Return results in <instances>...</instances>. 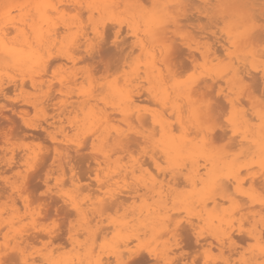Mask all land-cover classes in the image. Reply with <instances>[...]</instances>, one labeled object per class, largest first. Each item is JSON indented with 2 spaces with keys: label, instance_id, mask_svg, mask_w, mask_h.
Returning a JSON list of instances; mask_svg holds the SVG:
<instances>
[{
  "label": "bare ground",
  "instance_id": "1",
  "mask_svg": "<svg viewBox=\"0 0 264 264\" xmlns=\"http://www.w3.org/2000/svg\"><path fill=\"white\" fill-rule=\"evenodd\" d=\"M9 1H10V4L11 3H12V5L15 4L18 9L22 10L24 5H25L23 2H25L27 0L22 1L23 4L21 2H20L21 4H19V2H18L19 0H9ZM216 1L221 2V3L222 2H226V3H230V2L234 3L235 2V3H237L238 0H216ZM251 1H249V2H251ZM190 2H193V1L189 0V3ZM211 2L212 1H210V0H201V2L197 1L196 3H199V4L202 3L203 6H201V7L205 6V8H206V9H203V11L206 10L205 12H207V7H208L207 5L210 6ZM29 3H31L30 8L26 9L24 11V13L22 14V16L19 19H17V21L13 20V18L10 20V21H14V22H10V24H11L12 29L16 33L15 40L12 41L11 43H9V42L5 41L2 37L0 38V57L3 59V62L6 65H8L9 67H11L13 69L19 70L21 72V75H22V78L20 79V86L21 87L22 86L24 87L23 84H26V83H24L25 80L23 78L27 76L29 78L31 84L34 87L39 88V90H40L41 86H43V84H44V82H43L44 80H42V75L44 73L41 75V71H43V70L45 71L46 67H48L52 64H55L56 62H59L61 60H62V62H63V60L67 61L66 62L67 64H68V62L74 63L73 54H78V53L80 54V52H82V54L84 53V56H85L84 58H86V61H83V62H89L91 64V66L93 67V69L94 70L96 69L95 70L96 73L98 71H102L103 76H104V78L102 79L103 81H101L98 84V86H96L97 88H95V86H94L95 89H92V87L91 88L89 87V89L85 90L84 87L85 86L88 87V85H86V84L84 85V83L82 82L84 85V87H83L84 90H82L81 92L79 91L80 93L76 92V93H79L77 95L78 101H75L74 103L71 102L70 105H67V103H69V101H68L69 99H66L64 101H60L58 103H53V105L54 104L58 105L56 107L58 112L57 113L55 112V113L59 117L61 115L66 114V112L68 111V108H67L68 106L71 109H74V108L77 110L79 109L82 112L83 117L80 120L81 123L79 126V129L82 130V133L79 130H77V131H79V133H81L80 136H82V134H83L84 135L83 138L84 137L85 138L83 140H81L80 142H77V141L71 142V144H73L71 147L70 146L69 147L68 146H65V147L54 146L52 148V150H49L50 153L44 152V150H43L42 151L43 153H35L33 156L34 158L37 157L38 158L37 160H40V162L38 161V163H36L38 165L39 164L45 165L46 162H48L51 159L52 164H55L58 168H60L62 170L65 167L63 165V163H64L65 159L67 158V154L69 153L68 151H70L72 153H76V154L80 153V155L82 154V152L88 151L89 155L86 156V154L84 153L85 155L83 154L82 157L84 158V156H85V158L88 157V159H91L89 162H92L93 165H91V163H90L87 168H88V171L90 170L91 172H92V169L95 170V177H94L95 182H93V184L94 183L96 184V188H97V191L99 193H97L94 200H92V198L90 196H84L83 195L82 197H79V195H81L80 190H82V189L80 186L76 185V183L74 182V179H72L73 178L72 177L71 182H72V184H75V189L73 192L63 191L62 189H59V191L57 192L58 193L57 195H52V194H50L51 193L50 192V193L46 194L45 196H42L43 198L41 197L42 198L41 200L46 201L44 203V204H46L45 212L47 214L55 212L57 214H61V215H65V216L69 215L71 212H75L76 215H78V217L75 215V217L78 218V222H77L78 224H77V226L75 224V227L76 228L78 226L81 227L80 228L81 231H84L85 229L90 231L92 229V227L91 226L85 227V225H88V222L89 221L91 222V220H93L94 217L91 216L90 220L88 221L89 215H93V216L100 218L101 217L100 215L103 214V211L106 212V208L107 209H109L108 207H110V208L120 207L121 208L123 206V202L124 201L126 202V200H128V197L131 199V198H134L136 196V194H138L137 197H135L137 199L139 194L143 190V191H145V193L148 192L151 199L154 197H156V199H152V201L148 202L149 200H147V198H146L148 196L145 195L144 198L142 197L141 203H139V201H138V205H135V202H134V205H131L130 207H128V205H127L128 208H126V209H125V207L124 208L122 207L124 210V213H123V211L121 212L120 208L119 209L116 208L118 210V212L122 213V214L120 213V215H118L120 217L119 218L120 220L118 218H116V219L114 218L115 220H111V221L109 220L110 221L109 225L111 224L110 227L112 226L114 231H115L112 238L117 237V239L115 241L116 245L113 243L115 248H113L112 250H110V248H108L110 250V252H112V253H110V255H111V257H113L114 264H150L151 262H154V263L157 262V260H155V259H160V258L164 257L165 254H167L168 247L166 248V246L168 244V242H167L169 240L168 238H166V241L162 242V247L159 250L157 247L150 248L147 245V242H146V244H143V243H145V242H143V243L135 246L134 249H129L128 248L129 246L127 243V236L122 234V232H124L127 228L131 229L130 227H132V229H134V228H136V229L139 228V230L144 229V233H147L148 231H150L151 234H158L161 236H165V235L167 236L168 234H170L171 236L177 237V240L173 243V245L181 244V246H182V247L180 246L181 248H184L183 246H185V248H188L187 249L188 251L185 255L188 256L187 259L189 258L188 260L190 261L191 264H195V263L199 264V262H201L203 258H205V261L203 262L204 264H218V262H220V261L217 260L218 262H216V259H215V261L210 260L209 259L210 256L207 255L208 250H207V252L205 250L206 245L211 246L213 243H215L220 248L231 249L232 247H234L236 245L246 244L250 240H254L256 248H254L255 247L254 246L251 249H255L257 252L250 259L256 258L257 255L264 257V242L261 241V239L264 237V232H263L264 229L263 230H261V229L257 230L256 227L250 228V229H244L242 227L234 228L235 226L233 227L232 223H231L232 219H233V215L236 212V211L234 212V209L236 207L232 206L233 202L236 201L235 199L237 198V197L235 198V196H234L235 193H239L241 196L247 197L249 200L260 201V199L257 198V196L253 195L252 193L243 191L241 189V187H243L242 181L243 180L247 181L246 178L247 179L249 178V176H248V177L244 178L243 180L241 179L242 176L245 177V175H247V174H244V171L248 170L249 168H251V170H252V167H253L254 168L253 174L257 173L258 177L252 175V177L250 178L251 179L250 182L252 185H250V184L249 185L250 186H255V185L257 186L259 184L258 186L259 187L263 186V188H261V187H260L261 189H259L257 187L256 188L259 191L264 189V114H256L260 120L259 125H261V127L257 126L256 129L253 128L254 129L253 130L250 128L251 125L249 124V119L246 116L247 112L245 113V110H243L239 106L241 104L240 102L243 101V98H241L242 100L240 101L238 95H230L232 92L230 94H224L223 93L224 91H222L224 88L222 89L219 86L217 91H216L217 92L216 94L219 96V98H215L213 96L215 98L214 102H212V98L209 99L208 104L211 106V108L216 107V105H215L216 102H219L220 99L222 100V98L228 104V106L230 108V110H229L230 116L227 118L228 123H226V124H229V127H230L229 132L231 133L230 134L231 137L229 138L228 142L227 141L226 142H227V146H229V147H237V149H238L237 153L224 152L223 150L217 148L213 144V141H208V142L205 141L207 139V137H206V139L204 138L205 140H199V142H194V141L190 140V139L195 140L194 138H199L200 134H202L201 131H198V132H200V134L198 132H196L198 130L197 128H195L196 133L193 132V134H192L193 136L191 135L194 138L190 137L191 133H188L189 135L187 134L190 137V139L187 138V136L183 133L184 131H182V130H181L183 133L182 136H177L178 135L177 133L179 130V129H177V123H175L174 119H172V117H170V116L175 114L176 120H177L176 122H178L179 126H183L182 123L185 121H183V122L181 121L182 117L180 118V114L185 112L184 110L182 111V108H184V107H185L184 109L188 113L193 115V117H196V113H195L196 112L195 110H197V109H195L197 107L195 104L196 101H194V99H192L194 97V95L197 96V94H195V93L193 94V92L196 90V87H192L190 85L179 83V82H173L172 84H169L170 81L167 84L168 80H171V79H164V77H162L165 75L164 74L162 75L160 73V71L158 70V68H157L158 66L156 65L157 59H155V58H156L158 53L161 56H166V55L168 56V54H171V52H168L169 49L167 46L164 47L163 49H160L158 47L153 46V44L155 42H159V41L165 42L166 36L163 34L165 33V31L167 30L169 25L164 24L165 20L159 21L156 17L157 15H159V13L157 14L156 12H154V10L152 11V9L147 10L145 5H147V3H150L152 5V7L154 9L159 10V12L165 11L166 17L170 18L169 22L172 23L174 21V18L172 17V14L174 11L173 10L171 11L170 9H171V7H174L176 5L178 7V5H180L181 3L180 2L174 3L173 0H167V1H165V0L164 1L163 0H30ZM196 3L193 2V4H196ZM217 3H215V4L218 5ZM246 3L249 4L248 0ZM191 4L192 3H190V5ZM187 5H188V3H187ZM213 6H211V9ZM10 7L11 6H9V8ZM13 7H14V5H13ZM66 7H67V9L73 8V9L77 10L76 15L79 17L77 22L71 21L69 18H67L65 16L66 14H68L65 11ZM179 7H181V6H179ZM186 9H188V8L185 7V10ZM255 9H257V8H255ZM69 11H71V10H69ZM176 13L178 14L179 12L176 11ZM176 13H175V15H176ZM185 13L186 12H184V14ZM84 15H86V20H85V23L82 22L84 25H81V17H84ZM160 15H161V12H160ZM161 17H162V15H161ZM188 18L189 17L186 18L187 19L186 21H188ZM191 18L194 19L195 15H194V18L193 17H191ZM83 19L84 18H82V21H83ZM192 19L189 21H192ZM200 19L201 18H199L198 20H200ZM178 20L180 21V18ZM184 21H185V18H184ZM193 21H195V20H193ZM263 21L264 20L262 19V22ZM166 22H168V21H166ZM256 22H259V21L256 19ZM74 23H77L76 27L79 30L76 31L75 33H69L72 30ZM217 23H219V22H217ZM122 24H124L126 26L127 31L131 35L128 37L129 38L131 37L134 39L132 43L128 44L127 38L121 37V35L119 34L120 33L119 28H122ZM115 25L118 26V30L114 32L113 40H109V38H111L110 35H109V37H107L109 30L114 28ZM232 26H234V25H232ZM186 27H188V26L186 25ZM210 27H212V26H210ZM6 28H8V27H6ZM174 28H176V27H174ZM231 28H233V27H231ZM1 29H3V28H1ZM8 29H11V28H8ZM263 29H264V27H263ZM232 30H234V29H232ZM190 31H191V28H190ZM192 31H194V30H192ZM258 31H260V29ZM11 32L12 31H10V33ZM195 32L196 31H194V33ZM201 32H202V30H201ZM256 32L253 30V32L250 33L251 35L249 37L253 38V40L260 41L264 36L262 37V35H260V37H259V35L257 34L258 32L257 33ZM3 33L8 34V35L10 34L8 32L7 33L4 32V29H3ZM110 33H111V31H110ZM170 33L171 32H169V34ZM227 35H228V37H226L225 40H226V44H228V45L226 46L224 43H220L219 48H220L221 52L223 51L222 55H223V53H226V55L229 59L228 64H226L225 66L223 64H221L220 65L221 67L224 66L221 69H220V67L219 68L216 67L218 70L216 69L215 71H213V73H212L213 76L212 77L210 76L212 79L211 85L217 84L216 82L220 81V79L221 80L225 79L226 83L229 85L230 90H232L235 87V85L239 86L240 83L243 84L247 80L252 82L251 80L254 77L253 73H255L257 69H259L257 71V73L260 71L261 78L264 80V62H262V63L260 62L259 64L257 63V65H256L257 60L256 61L254 60V61L246 64L247 56L243 50H241L242 53L235 56V54H236L235 52L237 51V49L240 48V44L242 45V43H244L245 41H238L236 39L238 37L234 34L232 35V37L230 36V33H228ZM243 35H244V33H243ZM243 35H241L240 37H242ZM1 36H3V35H1ZM171 37L173 38L172 41L177 40V39L175 40L172 35H171ZM258 37L261 39L260 40L256 39ZM182 38H183V36H182ZM182 38L181 39L178 38V39L183 40L184 38L183 39ZM7 40H8V38H7ZM212 41H214V40H212ZM186 42L188 43V40ZM261 42H262V40H261ZM263 42H264V40H263ZM189 45H190V43H189ZM189 45H186V46H188V48H186V51H185L186 53H187V50L188 51L191 50V49H189ZM190 46H192V45H190ZM214 46L209 44V46L207 45L205 47V49L202 48L203 50L201 51V54L204 57H207L204 59V61L207 60L208 57H210V58L212 57V58H216V59L218 58L217 56L219 54L217 52L219 51V49L217 47H214ZM134 47H138L140 53H139V55L137 54L138 55L137 58L133 55L135 58L130 60V58H132L131 57L133 54L132 52L136 51ZM178 47H179L178 45L175 46V48H178ZM229 47H233L234 50L231 51L229 49ZM175 48L174 49L172 48L173 51L175 50ZM180 50L182 52L183 50H185V48H181ZM76 51H78V53H76ZM224 51H226V52H224ZM175 52L176 51H174L172 53H175ZM181 52H180V56H182ZM186 53H183V54H186ZM194 53H193V51L192 52L189 51L187 53L189 55V59H191L190 56H192V55L194 57ZM196 53H198V52H196ZM196 53H195V56H196ZM232 53H234V56L236 59V60H234L233 59L234 57H233L232 59L234 61H232V59H231V57H232L231 55H233ZM263 53H264V50H263ZM159 54H158V56H160ZM175 54H177V52ZM250 54H251V57L253 59H256L255 56H258V54L254 50H252L250 52ZM259 55L261 56L260 53H259ZM175 56L173 58L171 56V58L175 60ZM262 56H264V54ZM219 57H220V55H219ZM223 57H225V56H223ZM167 58L171 59L169 56ZM183 58L185 59V61L189 60V59L186 60V58H188V57H186V58L183 57ZM194 58H196V57H194ZM210 58H209V60H210ZM216 59L214 61H216ZM179 60H182V59H179ZM219 60H222V58L221 59L219 58ZM195 61L197 62V59ZM75 62H77V61H75ZM158 62H159V60H158ZM176 62H175V64H177ZM181 62L182 61H180V63ZM63 63H65V62H63ZM187 63L185 62L186 65H189ZM189 63H191V62H189ZM208 63L209 62L207 61V63H204V64L206 65ZM56 64H58V63H56ZM86 65H87V63H86ZM195 65H196V63H195ZM177 66H178V64L176 65V68L179 69V67H177ZM181 66H183V64ZM87 67H89V66L87 65ZM92 67L91 68L89 67V69L92 70ZM182 69H180V70L183 71L185 68L183 70ZM251 69L254 70L255 72L252 73L250 71ZM87 71H90V70H87ZM203 71H204V69H203ZM205 71L208 74L211 70L209 72L207 70H205ZM91 72H92V74L94 73L93 70ZM55 74H53L54 77L56 76ZM75 74H77V73H75ZM179 74H181V73L179 72ZM80 75H81V73H80ZM43 76H45V75H43ZM67 76H69V75H67ZM67 76H65L66 79H64L65 78L64 77V78H61V80L63 79L62 81L60 79L59 80L61 81L62 84L69 82L70 85L72 86V84L68 80ZM180 76H182V74ZM226 77H227V79H226ZM81 78H82V76H81ZM85 78H87V77H85ZM257 78H259V77H257ZM257 78H255L254 80L256 81ZM56 79H57V77H56ZM203 79H206V78H203ZM214 79H218V80H215V82H214ZM83 80L84 79H82V81ZM76 81H77V78H76ZM201 81L202 80H200V81L196 80V83L200 82V84H201ZM206 81H209V80L207 79ZM13 82H18V81H13ZM254 82H253V84H256ZM18 84H19V82H18ZM18 84L16 83L17 86H18ZM257 84H259V82ZM211 85H207L206 83H204L203 87L204 88H205V86L211 87ZM50 86H51L50 84H48L46 86L47 90L44 91L45 93L42 95V97H45L44 98L45 100H48L47 94L48 93L50 94V92H52V91L49 92ZM78 86H77V89L79 88ZM197 86L199 88H202L201 85H200L201 87L199 85H197ZM53 87H57V86H53ZM53 87H52V89H53ZM263 87H264V83H263ZM193 88H195V90H193ZM5 89H8V88L5 87ZM1 90H3V89H1ZM240 90H241V87L238 91H240ZM141 91H144V93H145L144 96L141 95ZM235 91L236 90H234V92ZM6 93L9 94L8 92H6ZM236 93H238V92H236ZM54 97H57V96H54ZM54 97L52 99H55ZM263 98H264V95H263ZM24 101H27V103L29 105H31L33 108H37L40 105V103L43 102V101L42 102L39 101V97H36L34 99H32V98L24 99L22 102H24ZM143 101H151V102H153L152 104H154V105H156L155 103H157L159 105V107L161 108V110L158 107V105H156L157 108L153 107L155 110L157 109V111H155L154 109H153L154 111L148 110L147 108L142 109L140 107L141 106L140 103L142 104ZM15 103L16 102L11 104V105H13L12 110H11V114H10V112L7 113L6 112L7 110L4 111L3 109L0 108V116H1L0 120L2 119L0 121V123L4 120L5 121L9 120V121H12V123L13 122L17 123V121H16L17 119L15 118L16 114L19 113L20 116H23V115L27 114V111L29 112L31 110V109H29V110L28 109L27 110H21V109L18 110L17 107H20V105H17V104L15 105ZM25 103L26 102H24V104ZM221 103H223V102H221ZM24 104H21V107ZM149 104L150 103H148V105ZM43 106L45 108L44 104H43ZM223 106L226 107V104L225 105L223 104ZM24 107L26 108V106H24ZM29 107L30 106H27V108H29ZM10 108H11V106H10ZM222 108H224V107H222ZM47 111H49V108ZM70 112L68 111L69 114H70ZM180 112H182V113H180ZM198 112H200V111H198ZM216 113H217V111H216ZM53 116H55V115H53ZM147 118L150 119V122L153 125V127L150 126L149 128L151 129V128H155V126H158L160 128L161 134L159 137L157 136L158 138L155 139V138H153V134H155V133H153V134L149 133V134L144 135L143 133L146 131L142 130L140 137L143 138L142 140H144V142L146 144L143 147L144 150L143 149L142 150L146 154L149 153L146 155V158H147V156L149 157L148 161L150 160L152 162L151 164H153L154 165L153 167L156 169L157 172H159V176H161L160 173L162 174L163 170H169V174L171 177L167 181L164 178L165 176L162 177V180H159V179L157 180L154 177H150V178H148V177H144V178L136 177L134 173L138 170L139 172H136V175H137V173L138 174L140 173V170L143 171L142 166L145 163L143 164L142 162H144L145 160L141 161L140 157H139L140 158L139 160L138 159H131L128 163H122L120 161L121 157H120V159L118 158L119 160L117 158L114 160H111L110 158L114 154L111 155L110 154L111 152L109 153V151L106 148V146L110 145L108 143L111 139L113 141V144H111L112 146H109V147L115 146L116 149L118 148L120 150H124V148L127 149L126 145L127 144L129 145V143H131V142H129L130 136H131L132 142H134L133 140H135L136 142H139L138 141V140H140V139H138L139 136H135L137 138L134 139V136L128 132V129L130 128L131 124H133V123L136 124L135 123L136 121L139 123H144L143 121H145V119H146V121L148 122L149 119L147 120ZM169 118H170V120L172 119L174 121L173 125H172L171 121L169 120ZM185 118H187V117H185ZM183 119H184V117H183ZM39 120L41 122V119H39ZM192 120H195V119H192ZM9 121H7V122L10 123V125H11L12 123ZM25 121H26V119H25ZM25 121L23 120V122H25ZM75 121H77L76 118H75ZM146 121H145V123L147 125H149V122L147 123ZM192 122L193 121H190V125L192 124ZM26 123H25V125H26ZM49 123L51 124V122H49ZM139 123L136 124V126L139 125ZM3 124H6V123H3ZM76 124H77V122H76ZM40 125H42V124H40ZM144 126L145 125H143L142 127H144ZM185 126H186V123H185ZM48 127H50V126H47L46 128H48ZM134 127H135V125H134ZM173 127L174 128L176 127L175 129H177V131L174 130ZM194 127H195V125H194ZM253 127H255V126H253ZM46 128L44 129L45 131H46ZM136 128L140 129L139 126ZM185 128L186 127H184V129ZM15 129H16V127H15ZM19 129H21V128H19ZM38 129H41V127ZM23 130H25V129H22V131ZM131 130H133V129H131ZM19 131L21 132V130H19ZM26 131H27V129L25 130V132ZM134 131H136V130H134ZM173 131H175V132H173ZM223 131H224V129L220 132H223ZM49 132L50 131H48L47 133H49ZM187 132H189V130H187ZM220 132L218 133L217 137L218 138L225 137L226 131L224 133H221V134H220ZM15 133H17V132H15ZM23 133H24V131H23ZM28 133L29 132H26L27 135H28ZM40 133H42V132H40ZM179 133H181V132H179ZM214 133H215V131H214ZM31 134H32V140L34 137L33 135H35V138H36V135H37L36 133H31ZM135 134H138V132H136ZM175 134H177V135H175ZM196 135L198 137H195ZM205 135L207 136V134H205ZM54 136H56V135H54ZM132 136H133V140H132ZM154 137H155V135H154ZM213 137H214V135H212V139H213ZM20 138H21V136H20ZM41 139H40V141L43 142L44 139H42L43 141ZM61 139H63V138H61ZM65 139H66V137H65ZM207 140H209V137ZM218 140L216 139V141H218ZM45 141H47L46 138H45ZM62 141H64V139ZM214 143H215V141H214ZM46 144H44V145H46ZM52 144L55 145V142H53ZM137 144L138 143H135V144L132 143V146L135 145L134 148L130 147V145L128 147L132 148V150H134L137 147ZM139 145H141V142ZM47 146L50 147V145H48V144L46 145V147ZM47 149H49V148H47ZM116 149L114 148L113 150H115V152H116L117 151ZM136 149H138V147ZM28 150H29L30 158H31L32 152H30V149H28ZM125 151H121V152H125ZM26 152H27V150H26ZM121 152H119L120 156L123 154ZM129 152H131V151H129ZM137 152H140V151H137ZM158 153H159L160 157H162L164 159V161H162V163L165 162V165L162 164L163 167H161L160 163L157 160V157H158V159H160L159 161H161L163 159L159 158V156H157V157L155 156V155H158ZM26 154H28V153H26ZM71 155H73V154H71ZM124 155H125V153H124ZM13 156H14V153H13ZM13 156L11 157V159L9 161L7 160V163L5 165L9 166L10 164H12L13 158L16 157V156L15 157H13ZM115 156H112V157L115 158ZM23 157L26 158V156H24V155H23ZM28 157H29V154H28ZM77 157H76V159H77ZM123 157L124 156H122V158ZM126 157H125V159H126ZM136 157L137 156H135V158ZM240 157H244V160L240 161ZM128 158L130 159V157H128ZM125 159L123 158L122 160H124V162H125ZM35 160H36V158H35ZM82 161H81V163L84 162V161L83 162ZM31 162H34V161H31ZM166 163H167V165H166ZM79 166H80V164H79ZM164 166H166V167H164ZM13 167L14 166L12 165L11 168L13 169ZM75 167L77 168V166H75ZM91 167H93V168H91ZM255 167H256V170H255ZM41 169H43V166ZM41 169L39 168L38 170H35V172L30 173V174L26 173L27 175L23 176V178L26 180L28 185H29V183L31 184L33 182L34 188H37V186H39V188H40V183H39L40 181L39 182L36 181V183H35V179H37L39 176H41V173H40ZM79 169H81V168L78 167V171L77 172L75 171L77 174L79 173V171L82 170V169L81 170H79ZM182 169L187 170L186 175H183ZM242 169H244V170H242ZM7 170H6V172H7ZM64 170H66V169H64ZM241 170L243 171V173L241 172ZM3 172H5V170ZM9 172H10V169H9ZM62 172L63 171H61V173ZM64 172H65V174L67 173L66 171H64ZM249 172H250V170H249ZM184 173H185V170H184ZM169 174L168 175L166 174V175L169 176ZM180 174L183 177L182 179L185 182H187L190 186V190L185 191L184 193H181L182 191L178 192L175 190L176 181H177V179H179V178H176V176L180 175ZM240 174L242 175L241 178H240ZM154 175L159 178L158 174H154ZM83 176H84V173L82 175V178H80V179H83ZM253 176H254V178H253ZM79 177H80V175H79ZM130 178H131V180H129ZM163 178L165 179V182L163 181L164 180ZM120 180H123V181L127 180V181L125 184L124 183L121 184V183H119ZM123 181H121V182H123ZM26 182H25V184H26ZM66 182H67V180H66ZM254 182H257V183H254ZM5 183H6V181H5ZM54 183L56 184V186L57 185L60 186L63 182H62L61 178H59ZM93 184H91V185H93ZM184 184L186 185V183H184ZM233 184H235V186H233ZM13 185H15V184H13ZM13 185H12V183H10V189H14V191H15V188L17 189V187H15ZM178 185H180V181H179ZM178 185H176V186H178ZM33 186L29 185L28 187H33ZM230 187H233L234 193L229 192ZM2 188H3V186H2ZM253 188H254V190L256 189L255 187H253ZM30 189L33 191L32 188H28V189L26 188V190H29V194H30ZM251 189L246 188V190L252 191L253 189L252 190ZM140 190H141V192H139ZM1 191H2V189L0 190V194H1ZM5 191L7 192V190H5ZM259 191L257 192L258 194H260ZM92 192H94V190ZM137 192H139V193H137ZM19 193H21V192H19ZM90 194L92 195V193H90ZM1 195H3V193ZM141 195L142 194H140V197H141ZM30 196H32V194ZM30 196L28 195V197H30ZM237 196H239V195H237ZM31 198H33V197H30V199ZM243 199H245V198H242L241 200H243ZM36 200H35V202H36ZM16 202H17V200H16ZM225 202H227V204H228V202H230L231 207H228V208L223 207V204ZM238 202L239 201L237 200L236 203H238ZM129 203H131V202H129ZM38 204H40V203H38ZM168 204H171V206H168ZM259 204L263 205V207H264V202H259ZM255 205L258 206L257 204H255ZM255 205L253 204V206H255ZM26 206H28V204ZM34 207H36V205ZM249 207H250V205H249ZM20 208H21V206H20ZM180 209H182L180 211V213L182 211L185 212L184 213L185 217L182 216V217H184V220L183 219L182 220H180V219L174 220L175 213L177 215H179ZM262 209H264V208H262ZM239 210H241V209H239ZM46 213H44V215ZM128 213H130L129 214L130 218H127ZM50 215H53V214H50ZM249 216L248 217L246 216V217L249 218ZM12 218H14V217H12ZM77 218L75 221H77ZM54 219H55V217H54ZM65 219L66 218L64 217V218H61V220H60V218H58L57 220L60 224ZM117 219L119 221H117ZM40 220H41V218H40ZM44 220H46V219H44ZM6 221L7 222H4V223H7L9 225L8 222L10 220H6ZM171 222H172L173 226L171 229H168V228H170L169 223H171ZM243 222H245V220ZM4 223H2V224L4 225ZM12 224H13V222H12ZM3 225H2V227H0L1 230H3L2 228H4V226H5V225L4 226ZM134 225H136L137 227H134ZM244 225H245V223H244ZM7 226H5V228ZM13 226H14V224H13ZM35 226H36V224H35ZM61 226L59 227L60 233L55 234V236L53 235V233H51L52 231L47 232L49 237H51V236L58 237L59 239L61 238V240H62V238L67 237L69 242H77L78 241V240L76 241L77 238L75 239V236L73 235L74 230L72 231L73 233H71L69 228H68V230L63 231V230H61V228H62ZM75 227H74V229H75ZM88 227L91 229L89 230ZM96 227H99V225ZM96 227H95V229H96ZM11 228H9L8 230L5 229V231H9V230L11 231L12 230ZM23 228H21L22 231H23ZM29 228L30 227H28V229H26V230L28 231V233L30 235L27 234V232L25 231L26 232L25 234H27V236L29 235L28 237L25 236L24 234H22V236L26 237L25 239L30 238V240L31 239L34 240V238H38V236L40 237L42 234L47 235L43 232L41 233L39 230H37V228H35L36 231H34L32 233L33 229L30 230ZM123 228H125L124 231H123ZM55 229H57V228H55ZM82 229H84V230H82ZM98 229H100V228H98ZM29 230H30V232H29ZM37 231H39V232H37ZM77 231H80V230H77ZM96 231L94 233H96ZM1 233H3V232H1ZM124 233L126 234L127 232L125 231ZM140 233L144 234L142 232H140ZM17 234H15V235L17 236ZM50 234H52V235H50ZM74 234H76V232ZM83 234H85V236H84V238H85L87 235L86 232ZM89 234H90V232H89ZM127 234H130V233H127ZM6 235L7 234H5V236H4V234H2L4 240H6V238H7ZM94 235H97V234H94ZM104 235H102V237L103 236L107 237L106 233ZM158 235H156V237ZM11 236L13 238L14 234L13 235L11 234L10 237ZM22 236L20 237V235H19V237L21 239V240H19L20 244H21V241H24ZM93 236L91 237L89 235V236H87V238L91 237L90 239L96 240V237L94 238ZM97 236L99 237V235H97ZM129 236L130 235H128V237ZM131 236H132V234H131ZM53 237H51V240L54 239ZM136 237H140V236L138 235ZM152 237H153V235H152ZM41 238H46V236H44V237L41 236ZM87 238H86V240H87ZM107 238H109V237H107ZM132 238H133V236H132ZM55 239H57V238H55ZM101 239L105 241V238H101ZM134 239H136V238H134ZM138 239H140V238H138ZM14 240H16V238ZM110 240H111V238H110ZM9 241H11V240H9ZM17 241H18V238H17ZM82 241L83 240H81V241L79 240V242H82ZM19 242H16V244ZM65 242L63 243V246H64ZM85 242H87V241H85ZM107 242H109V240L106 241V243L104 242V245L108 244ZM110 242H112V240ZM110 242H109V245L111 244ZM116 242L122 244L123 249H120V246H119L120 244H117ZM129 242H130V240H129ZM35 243H37V242H35ZM90 243H88V244H90ZM94 243H95V241H94ZM76 244H80V243H76ZM86 245H87V243H86ZM2 246H0V247H2ZM18 246H19V244H18ZM82 246H84V245H82ZM213 246H214V244H213ZM6 247H8V246H6ZM19 247L17 248L18 250H19ZM89 247H91V245ZM12 248H11V250H12ZM77 248H78L77 250H81L80 249L81 246L79 248L77 245ZM91 248L87 247V249H86V247H84V251L85 250L86 251L82 255L83 257L81 256V254L83 252V250H82V251L78 252V253H80V255L76 254L74 256L72 254V256L68 255L69 257L68 256L59 257V255L63 254V253H60V254H58L57 258H56V256H54L55 258L52 256L53 259L49 256V254L47 252L46 254L45 253L41 254V259L48 262L47 264H102V260H101V258H99L100 256L99 257L97 256L94 258L91 257ZM94 248L95 247H93V249ZM14 249H16V248H14ZM108 249H107V251H108ZM7 250H8V248H7ZM9 250H8V252L10 253ZM101 250H102V248H101ZM172 250H174V249L172 248ZM103 251L104 250H102V252ZM3 252H5V251H3ZM92 252H93L92 255H94V250ZM104 252H106V248H105ZM7 253H6V255H7ZM12 253H14V252H12ZM12 253H10V255ZM50 253H51V251H50ZM17 254H19V253H17ZM65 254H67V252ZM6 255H3V256L5 257ZM22 255H21V257H22ZM95 255H97V254H95ZM6 258L9 259L8 257H6ZM106 258H107V256H106ZM182 258H184V257L182 256ZM22 259H24V257ZM74 259H75V261H74ZM108 259H110V258H108ZM1 260H0V264L2 263ZM28 260H29V256H28ZM28 260L25 258V261H28ZM106 261H108V260L105 259V261H103V264H105ZM6 262L9 263L7 260H6ZM112 262H110V263H112ZM42 263H44V262H42ZM170 263H172V262H170ZM221 264H230V263L228 262V260L223 259L221 261ZM241 264H249V261H247L246 259H242ZM255 264H259V263H255ZM260 264H264V261Z\"/></svg>",
  "mask_w": 264,
  "mask_h": 264
},
{
  "label": "rangeland",
  "instance_id": "2",
  "mask_svg": "<svg viewBox=\"0 0 264 264\" xmlns=\"http://www.w3.org/2000/svg\"><path fill=\"white\" fill-rule=\"evenodd\" d=\"M22 1H24V0H19L18 2H19V4H21L22 3ZM164 1V0H163ZM165 1H167V0H165ZM186 1V2H185ZM188 1V2H187ZM191 1V0H190ZM193 2H201V0H192ZM210 1H212L211 2V5L209 6V5H207L206 7H207V12H205L206 10H204L203 11V9H206L205 8V6L204 7H201V6H203V4L201 3V4H199V3H196V4H193V2H190V3H192L191 5H190V3H189V0H173V2L174 3H178V2H180L181 4L180 5H178V7H177V5L176 6H174V7H171V11L173 10L174 12H173V14H172V17L174 18V23L172 22H169L170 21V18H168V17H166V15H165V11H160L161 12V15H162V17H161V15H160V12H159V10H157V9H154L153 7H152V5L150 4V3H147V5H145V7L147 8V10H151L152 9V11L154 10V12H156L157 14L159 13V15H157L156 17H157V19L160 21H164V24H168L169 25V29L167 28V30L165 31V33L163 34V35H165L166 37V39H165V42H155L154 44H153V46H155V47H158V48H160V49H163L164 47H168V49L170 50H168V52H171V54H168V56L171 58V56H172V58L175 56V60L174 59H168L166 56H161L158 52V54L160 55V56H158V54H157V56H156V58L155 59H157L156 60V65L158 66H156L157 68H158V70L160 71V73L163 75H165V76H162V77H164V79H171V80H168V82H167V84L169 83V81H170V83L169 84H172L173 82H179V83H183V84H187V85H190V86H192V87H196V90H195V88H193V90H195L194 92H193V94L195 93V94H197V96L196 95H194V97L192 98V99H194V101H196V108L195 109H197V110H195L196 112V117H193V115H191L190 113H188L184 108H182V111L184 110L185 112L184 113H182V112H180V113H182V114H180V118H181V121L183 122V121H185V122H183L182 123V125L184 126V127H186L185 129H184V127L183 126H179V124H178V122H176L177 120H176V115L174 114V115H172V116H170V117H172V119H174V121H175V123H177V129H179L178 130V135L177 134H175V135H177V136H182V134L184 133L186 136H187V138H189L190 139V137L191 138H194V137H192L193 135V132H195L196 131V129L195 128H197L198 130L196 131V132H198V131H201L202 132V134H200V132H198L199 134H200V137L199 138H194L195 140H193V139H190V140H192V141H194V142H199V140H205L206 139V137H207V139H208V137H209V140H205V141H213V144L217 147V148H219V149H221V150H223L224 152H228V153H237L238 152V149H237V147H229V146H227V142H228V140H229V138L231 137L230 136V127H229V124H226V123H228V121H227V118L230 116V113H229V110H230V108H229V106H228V104L224 101V99L222 98V100L220 99V101L219 102H216V107H213V108H211V106L208 104V102H209V99L210 98H212V102H214L215 100V98H219V96L216 94L217 92V89H218V87L220 86L223 90L222 91H224L223 93L224 94H230L231 92V94L230 95H238V97H239V99H240V101L242 100L241 98H243V101H241L240 103V107L243 109V110H245V113H246V116H247V118L249 119V124L251 125V129H256V127L257 126H259V127H261V125H259V122H260V120H259V118H258V116L256 115V114H264V98H263V93H264V87H263V83H264V80L261 78V73H260V71L257 73V71L259 70V69H257L256 70V72L254 71V70H250L252 73L253 72H255V73H253L254 74V77L252 78V82H250V81H246L245 83H240L239 84V86L241 87V90L240 91H238L239 89H240V87L238 86V85H235V87L232 89V90H230V88H229V85L226 83V80L225 79H223V80H221L220 79V81H217L216 83L217 84H215V85H211V81H212V79H211V77L213 76L212 75V73H213V71H215L217 68H219L220 67V69L221 68H223L226 64H228V57H227V55H226V53H223V55H222V52H221V50H220V43H224L226 46L228 45V44H226V40H225V38L226 37H228V33H230V36L232 37V35L234 34V35H236L238 38H236L238 41H245L244 43H242V45L240 44V48L239 49H237V51L235 52L236 54H235V56L236 55H238V54H240V53H242L241 52V50H243L244 51V53L246 54V56H247V58H246V64H248L249 62H252V61H256V65H257V63L259 64L260 62L262 63V62H264V56H262L264 53H263V50H264V42H263V40H264V29H263V27H264V21L262 22V19L264 20V0H248V3L249 4H247L246 2H247V0H238L237 1V3H226V2H218V1H214V0H210ZM243 1V2H242ZM249 1H251V2H249ZM21 2V3H20ZM30 2V0H27V1H25V2H23L25 5H24V7H23V9L21 10V9H18L17 7H16V5L15 4H13L14 5V7H13V5H12V3L10 4V1L9 0H0V38L2 37L5 41H7V42H9V43H11L12 41H14L15 40V37H16V33H15V31L12 29V27H11V24H10V22H14V21H10L12 18H13V20H16L17 21V19H19L21 16H22V14L24 13V11L26 10V9H29L30 8V5H31V3H29ZM185 2V3H184ZM218 2V3H217ZM247 4H245V3ZM253 2V3H252ZM22 3V4H23ZM64 3V2H63ZM187 3H188V5H187ZM215 3H217L218 5H216ZM252 3V4H251ZM214 6H213V5ZM64 5V4H63ZM62 5V6H63ZM199 5V6H198ZM9 6H11L10 8H9ZM179 6H181V7H179ZM211 6H213L212 7V9H211ZM64 7V6H63ZM185 7L186 8H188V9H186L185 10ZM200 7V8H199ZM210 7V8H209ZM6 8V9H5ZM9 8V9H8ZM191 8V9H190ZM193 8V9H192ZM209 8V9H208ZM214 8V9H213ZM255 8H257V9H255ZM63 9V8H62ZM65 9V8H64ZM73 9V8H72ZM67 9V7H66V12L68 13V14H66L65 16L67 17V18H69L71 21H74V22H77L78 21V19H79V17L76 15V13H77V10L76 9ZM8 10V11H7ZM12 10V11H11ZM69 10H71V11H69ZM157 10V11H156ZM239 10V11H238ZM263 10V11H262ZM6 11V12H5ZM69 11V12H68ZM176 11L177 12H179L178 14L176 13ZM238 11V12H237ZM5 12V13H4ZM184 12H186L185 14H184ZM9 13V14H8ZM175 13H176V15H175ZM183 15H182V14ZM2 14V15H1ZM5 16H4V15ZM180 14V15H179ZM256 14V15H255ZM16 15V16H15ZM194 15H195V18H194ZM200 16V17H199ZM234 16V17H233ZM257 16V17H256ZM6 17V18H5ZM159 17V18H158ZM187 17H189L188 18V21H186L187 19ZM191 17H193L194 19H192ZM201 18L200 20H198L199 18ZM10 18V19H9ZM82 18H84L83 19V21H82ZM162 18V19H161ZM180 18V21L178 20ZM184 18H185V21H184ZM192 19V21H189V20H191ZM205 18V19H204ZM255 18V19H254ZM262 18V19H261ZM256 19L259 21V22H256ZM85 20H86V15H84V17H81V25H84L83 23H85ZM193 20H195V21H193ZM219 20V21H218ZM229 20V21H228ZM255 20V21H254ZM261 20V21H260ZM9 21V22H8ZM166 21H168V22H166ZM182 21V22H181ZM200 21V22H199ZM204 21V22H203ZM232 21V22H231ZM83 22V23H82ZM216 22V23H215ZM217 22H219V23H217ZM235 22V23H234ZM4 23V24H3ZM109 23V22H108ZM204 23V24H203ZM75 24V25H74ZM73 24V27H72V30L69 32V33H75L76 31H78L79 29H77V27H76V25H77V23H74ZM212 24V25H211ZM186 25L188 26V27H186ZM232 25H234V26H232ZM182 26V27H181ZM206 26V27H205ZM210 26H212V27H210ZM214 26V27H213ZM5 27V28H4ZM6 27H8V28H11V29H8V28H6ZM174 27H176V28H174ZM191 28V31H190V28ZM231 27H233V28H231ZM236 27V28H235ZM239 27V28H238ZM247 27V28H246ZM1 28H3L4 29V32H8V33H10V31H12L9 35L8 34H5V33H3V29H1ZM123 28V29H122ZM122 28H119L120 29V35H121V37H125V38H127V42H128V44L129 43H132L133 42V38H129L128 36H131L130 35V33L127 31V28H126V26L124 25V24H122ZM189 28V29H188ZM213 28V29H212ZM232 29H234V30H232ZM242 29V30H241ZM260 29V31H258ZM10 30V31H9ZM118 30V26L117 25H115V27L114 28H112L111 30H109V33H108V36L107 37H109V35L111 36V38H109V40H113V38H114V32L115 31H117ZM192 30H194V31H196L195 33H194V31H192ZM201 30H202V32L204 33H202L201 32ZM229 30V31H228ZM253 30L259 35V37H260V35H262V39L261 38H256V39H261L262 40V42H261V40L260 41H257V40H253V38H251V37H249L251 34L250 33H252L253 32ZM110 31H111V33H110ZM215 31V32H214ZM231 31V32H230ZM237 31V32H236ZM247 31V32H246ZM169 32H171L170 34L174 37V39L176 40V41H172V37H171V35L169 34ZM200 32V33H199ZM243 33H244V35H243ZM249 33V34H248ZM209 34V35H208ZM1 35H3V36H1ZM177 35V36H176ZM196 35V36H195ZM199 35V36H198ZM213 35V36H212ZM241 35H243L242 37H240ZM257 35V36H258ZM182 36H183V38H182ZM5 37V38H4ZM168 37V38H167ZM204 37V38H203ZM209 37V38H208ZM7 38H8V40H7ZM178 38H182L183 40H180V39H178ZM200 38V39H199ZM208 38V39H207ZM218 38V39H217ZM220 38V39H219ZM186 39V40H185ZM208 41H207V40ZM188 40V43L186 42ZM212 40H214V41H212ZM248 40V41H247ZM211 41V42H210ZM219 41V42H218ZM225 41V42H224ZM171 42V43H170ZM189 43H190V45H192V46H190L189 45ZM202 43V44H201ZM200 44V45H199ZM209 44L210 45H212V46H214V47H217L218 49H219V51L217 52L219 55H220V57H219V55L217 56L218 58L216 59V58H210V57H208V59L207 60H205L204 61V59L205 58H207V57H204L202 54H201V51L203 50V49H205V47L208 45L209 46ZM176 45H178L179 47L178 48H175V46ZM186 45H189V49H191V50H189L190 52H192L193 51V53L195 52H198V53H196V56H195V53H194V57H196V58H194L193 57V55L192 56H190L191 57V59H189V55L187 54L189 51L187 50V53L185 52L186 51V48H188V46H186ZM217 45V46H216ZM161 46V47H160ZM173 46V47H172ZM135 48V50L136 51H133L132 53V58H130V60L131 59H133V58H137L138 57V55H139V53H140V51H139V49H138V47H134ZM133 48V49H134ZM175 48V50L174 51H176L177 52V54H175V53H172V52H174L173 51V49ZM181 48H185V50H183L182 52H181ZM203 48V49H202ZM179 51H177V50ZM193 49V50H192ZM200 49V50H199ZM229 49L231 50V51H233L234 50V48L233 47H229ZM252 50H254L257 54H258V56H255V58L256 59H253L252 57H251V54H250V52L252 51ZM139 51V52H138ZM138 52V53H137ZM180 52L182 53L181 55L182 56H180ZM224 52H226V51H224ZM76 53H78V51H76ZM183 53H186V54H183ZM259 53L261 54V56L259 55ZM138 54V55H137ZM233 55H231L232 57H231V59L233 58L234 60H236L235 59V56H234V53H232ZM135 57H134V56ZM171 55V56H170ZM184 55V56H183ZM83 56V57H82ZM178 56V57H177ZM203 56V57H202ZM222 56V57H221ZM223 56H225V57H223ZM85 56H84V53L82 54V52H80V54L78 53V54H73V58H74V63H72V62H68V64L66 63L67 61H64L63 60V62H65V63H63L62 62V60L61 61H59V62H56V63H58V64H52V65H50V66H48V67H46L45 68V71L43 70V71H41V75L43 74V75H45V76H43L42 75V80H44L43 82H44V84H43V86H41V89L39 90V88H36V87H34L32 84H31V82H30V80H29V78L27 77H24L23 79L25 80L24 81V83H26V84H23L24 85V87L22 86H20V79L22 78V75H21V72L19 71V70H16V69H13V68H11V67H9L8 65H6L4 62H3V59L0 57V108L1 109H3L4 111H6L7 113H9L10 112V114H11V110H12V106L13 105H11V104H13L14 102H16L15 103V105L17 104V105H20V107H17L18 108V110H29V109H31L29 112L27 111V114L26 115H23V116H20V114L18 113V114H16L15 115V118L17 119H15L16 121H17V123H12V121H9V120H4V121H2L1 123H0V190L2 189V191H1V194L3 193V195H1L0 194V227H2V223H4V222H7L6 220H10L8 223H9V225L7 224V223H4V225L5 226H7L6 228H5V226H4V228H2L3 230H1V228H0V246H2V247H0V249L2 250H0V260H1V264H47L48 262H46V261H44V260H42L41 259V254H46L47 252H48V254H49V256L53 259V257L54 256H56V258H57V256H58V254H60V253H63V254H61V255H59V257H61V256H68V255H71L72 256V254L75 256L76 254H79L80 255V253H78L79 251H82L83 250V252H82V254H81V256L84 254V252L86 251H84V247H86V249H87V247L88 248H91V257L92 258H94V257H99V258H101V260H102V264H103V261H105V259L106 260H108V261H106L105 262V264H114V261H113V257H111V255H110V253H112V252H110V250H112L113 248H115V246L113 245V243L115 244V241H116V239H117V237H115V238H112L113 237V235H114V233H115V231H114V229H113V227L111 226L110 227V225H109V223H110V221L111 220H115L116 218H120L118 215H120V213L123 211V213H124V210H123V208L125 207V209L126 208H128V207H130L131 205H134V202H135V205H138V201H139V203H141V200H142V197L144 198L145 197V195H147L148 197H146L147 198V200H149L148 202H150V201H152V199H156V197H154V198H150V196H149V194H148V192L147 193H145V191H143L142 189V192H141V190L139 191V192H141L140 194H142L141 195V197H140V194H139V196H138V198L136 199L135 197H137V195L138 194H136V196L134 197V198H129L128 196V200H126V202L124 201L123 202V208L121 207H113V208H110V207H108L109 209H107L106 208V212H104L103 211V214L102 215H100L101 217L99 218V217H96V216H93V215H89V217H88V221L90 220V217L92 216V217H94L93 218V220H91V222L89 223L88 222V225H85V227L86 226H91L92 227V229L91 228H89L88 227V229L90 230V231H88L87 229H82V230H84V231H81V227H75V224H76V226H77V222H78V215H76V213L75 212H71L69 215H67V216H65V215H61V214H57V213H55V212H52V213H50V214H53V215H50V214H47L46 212H45V206H46V204H44L46 201H43V200H41L43 197L42 196H45L46 194H48V193H50V194H52V195H57L58 193V191H59V189H62L63 191H69V192H73L74 191V189H75V184H72V182H71V178L72 179H74V182L76 183V185L77 186H80L81 187V189L82 190H80V194L81 195H79V197H82L83 195L84 196H90L91 198H92V200H94L95 199V197H96V195H97V193H99L98 191H97V188H96V184L94 183L93 184V182H95V170H93L92 169V172L89 170L88 171V166H89V164L91 163V165H93L92 164V162H89L91 159H88V157L87 158H85V156H84V158L87 160H85L83 157H82V155L85 153L86 154V156L87 155H89L88 154V151H85V152H82V154L80 155V153H78V154H76V153H72V152H70V151H68L69 153L67 154V158L65 159V161H64V163H63V165L65 166H63L62 168V170L60 169V168H58L55 164H52V162H51V159L48 161V162H46V164L45 165H42V164H36V163H38V161L40 162V160H37L38 158L37 157H35L36 158V160H35V158L33 157L34 156V154L35 153H43L42 151L44 150V152H47V153H50V151L49 150H52V148L54 147V146H61V147H65V146H72L73 144H71V142H73V141H77V142H80L81 140H83L84 138H83V134H82V136H80V134L82 133V130H80L79 129V126H80V120L82 119V117H83V114H82V112L79 110H77V109H71L69 106L67 107L68 108V111L70 112V114L68 113V111L66 112V114L65 115H61L60 117L59 116H57V112H58V110L56 109V107L58 106L57 104H54L53 105V103H58V102H60V101H64V100H66V99H69L68 101H69V103H67V105H70V103L72 102V103H74L75 101H78V99H77V95L82 91V90H84V88H85V90H87V89H89V87L91 88L92 87V89H95V88H97L96 86H98V84L101 82V81H103L102 79L104 78V76H103V73H102V71H98L97 73H96V69L94 70L93 69V67L91 66V64L89 63V62H83V61H86V58H84ZM177 57V58H176ZM183 57H188V58H186V60H188V61H185V59L183 58ZM227 57V58H226ZM203 58V59H202ZM209 58H210V60H209ZM219 58L221 59L222 58V60H219ZM81 59V60H80ZM179 59H182V60H179ZM184 59V60H183ZM197 59V62L195 61ZM216 59V61H214ZM232 59V61H234ZM261 59V60H260ZM158 60H159V62H158ZM194 60V61H193ZM75 61H77V62H75ZM80 63H79V62ZM82 61V62H81ZM88 61V60H87ZM177 61V62H176ZM180 61H182L181 63H180ZM193 61V62H192ZM207 61L209 62L208 64H204V63H207ZM175 62L178 64V66L177 67H179V69L178 68H176V65L177 64H175ZM185 62L187 63V64H189V65H186L185 64ZM189 62H191V63H189ZM196 63V65H195V63ZM63 65H62V64ZM76 63V64H75ZM86 63H87V65L91 68L92 67V70L94 71V75L92 74V70L91 69H89V67H87V65H86ZM194 63V64H193ZM213 63V64H212ZM61 64V65H60ZM67 64V65H66ZM183 64V66H181ZM192 64V65H191ZM218 64V65H217ZM221 64H223L224 66L223 67H221L220 65ZM173 65V66H172ZM195 65V66H194ZM198 65V66H197ZM205 65V66H204ZM188 66V67H187ZM210 66V67H209ZM215 67V68H214ZM217 67V68H216ZM71 68V69H70ZM88 68V69H87ZM184 70H183V69ZM9 69V70H8ZM47 69V70H46ZM180 69H182L183 71H181ZM203 69H204V71H203ZM82 70V71H81ZM87 70H90V71H87ZM176 72H175V71ZM180 70V71H179ZM187 70V71H186ZM205 70H207L209 73L207 74V72L205 71ZM218 70V69H217ZM6 71V72H5ZM11 71V72H10ZM50 73H49V72ZM57 73H56V72ZM182 74V76H180L181 74H179V72ZM79 72V73H78ZM156 72V71H155ZM183 72V73H182ZM194 72V73H193ZM52 73V74H51ZM56 73V74H55ZM60 73V74H59ZM64 73V74H63ZM75 73H77V74H75ZM80 73H81V75H80ZM53 74H55L56 76L54 77L53 76ZM96 74V75H95ZM177 74V75H176ZM15 75V76H14ZM60 77H58V76ZM67 76V75H69V76H67V78H68V80L71 82V84H72V86L70 85V83L69 82H66V83H61V81L63 80H61V78H64L65 76ZM77 75V76H76ZM81 76H82V78H81ZM177 76V77H176ZM211 76V77H210ZM9 77V78H8ZM53 77V78H52ZM56 77H57V79H56ZM72 77V78H71ZM85 77H87V78H85ZM210 77V78H209ZM257 77H259V78H257ZM76 78H77V81H76ZM79 78V79H78ZM95 78V79H94ZM203 78H206V79H203ZM255 78H257L256 79V81L254 80ZM61 81H60V80ZM64 79H66V77L64 78ZM82 79H84L83 81H82ZM209 80V81H206V80ZM226 79H227V77H226ZM259 79V80H258ZM72 80V81H71ZM75 80V81H74ZM88 80V81H87ZM93 80V81H92ZM196 80H202L201 81V84H200V82H197L196 83ZM215 80H218V79H214V82H215ZM13 81H18L19 82V84H18V82H13ZM65 81V80H64ZM63 81V82H64ZM90 81V82H89ZM255 81V82H254ZM84 83V85L86 84V85H88V87H84V85H83V83ZM253 82L254 83H256V84H253ZM259 82V84H257ZM16 83L18 84V86L16 85ZM61 83V84H60ZM80 83V84H79ZM201 85L202 86V88H199L197 85ZM204 83H206L207 85H211V87H206L205 86V88L203 87V85H204ZM210 83V84H209ZM226 83V84H225ZM252 83V84H251ZM14 84V85H13ZM48 84H50L51 86H50V88H49V92L50 91H52V92H50V94L48 93L47 95H48V100H45L44 98L45 97H42V95L45 93L44 91H46L47 90V88H46V86L48 85ZM57 84V85H56ZM194 84V85H193ZM26 85V86H25ZM79 85V86H78ZM93 85V86H92ZM242 85V86H241ZM259 85V86H258ZM53 86H57V87H53ZM71 86V87H70ZM77 86L79 87L78 89H77ZM94 86H95V88H94ZM200 86V87H201ZM227 86V87H226ZM258 86V87H257ZM5 87H7L8 89H5ZM30 89H29V88ZM52 87H53V89H52ZM81 87V88H80ZM84 87V88H83ZM16 88V89H15ZM198 88V89H197ZM254 90H253V89ZM1 89H3V90H1ZM24 90V91H23ZM78 90V91H77ZM234 90H236L235 92H234ZM21 91V92H20ZM80 91V92H79ZM214 91V92H213ZM263 91V92H262ZM5 92V93H4ZM6 92H8L9 94H7ZM76 92H79V93H76ZM236 92H238V93H236ZM240 92V93H239ZM52 93V94H51ZM68 93V94H67ZM213 93V94H212ZM236 93V94H235ZM12 94V95H11ZM144 91H141V95L142 96H144ZM204 94V95H203ZM243 94V95H242ZM68 97H67V96ZM72 95V96H71ZM242 95V96H241ZM54 96H57V97H54ZM215 98H214V97ZM217 96V97H216ZM221 96V95H220ZM36 97H39V101L40 102H42V103H40V105L37 107V108H33L31 105H29L28 103H27V101H24V102H26L25 104H24V102H22L24 99H28V98H32V99H34V98H36ZM55 98V99H52V98ZM2 98V99H1ZM76 99V100H75ZM80 99V98H79ZM247 99V100H246ZM3 100V101H2ZM7 101V102H6ZM20 101V102H19ZM47 101V102H46ZM6 102V103H5ZM144 102V103H143ZM142 102V104L140 103V107L143 109V108H147L148 110H152V111H154L155 109V107L157 108V106L156 105H158L157 103H155L156 105H154V104H152L153 102H151V101H143ZM150 103L149 105H148V103ZM221 102H223V103H221ZM247 103V104H246ZM21 104H24L22 107H21ZM43 104L45 105V108H44V106H43ZM147 104V105H146ZM223 104L225 105L226 104V107L225 106H223ZM244 104V105H243ZM76 105V104H75ZM154 105V106H153ZM220 105V106H219ZM10 106H11V108H10ZM24 106H26V108L24 107ZM27 106H30L29 108H27ZM147 106V107H146ZM151 106V107H150ZM247 106V107H246ZM150 107V108H149ZM154 107V108H153ZM158 107H159V105H158ZM222 107H224V108H222ZM48 108H49V111H47L48 110ZM160 108V107H159ZM35 109V110H34ZM44 109V110H43ZM46 109V110H45ZM154 109V110H153ZM218 109V110H217ZM73 110V111H72ZM159 110V109H158ZM160 110H161V108H160ZM159 110V111H160ZM155 111H157V109L155 110ZM198 111H200V112H198ZM216 111H217V113H216ZM56 112V113H55ZM77 112V113H76ZM81 112V113H80ZM79 113V114H78ZM220 113V114H219ZM78 114V115H77ZM81 114V115H80ZM184 114V115H183ZM37 115V116H36ZM53 115H55V116H53ZM76 115V116H75ZM45 116V117H44ZM200 116V117H199ZM1 117V116H0ZM47 117V118H46ZM174 117V118H173ZM183 117H184V119H183ZM185 117H187V118H185ZM21 118V119H20ZM75 118H76V120L77 121H75ZM191 118V119H190ZM25 119H26V121H25ZM28 119V120H27ZM39 119H41V122H40V120ZM45 119V120H44ZM149 118H147V120H148ZM170 120V118H169V120L171 121V123H172V125L174 124V121L173 120ZM187 121H186V120ZM192 119H195V120H192ZM2 120V119H1ZM0 120V121H1ZM23 120L25 121V122H23ZM30 120V121H29ZM7 121H9V122H11L12 124L10 125V123H8ZM145 121H146V119H145ZM145 121H143L144 123H139V122H135L136 124H138L139 123V125H137L136 126V124H131V126H130V128L128 129V132L129 133H131L133 136H134V139H136L137 137H135V136H139L138 137V139H140V140H138L139 142H136L135 140H133V136H132V140L134 141V142H132L131 141V136L129 137L130 138V141L129 142H131V143H129V145H130V147H135V145H133L132 146V143L133 144H135V143H138L137 144V147H138V149H134V150H132V148H129L128 146V144L126 145L127 146V149H125L124 148V150H120V149H116V147L114 146V147H109V146H112L111 144H113V141H112V139L109 141V143L108 144H110V145H108V146H106V148H107V150L109 151V153L112 155V154H114V155H112V156H115V158L114 157H112L111 156V160H114V159H120V157H121V159H120V161L122 162V163H128L131 159H140L141 161L143 160H145L144 162H142L144 165L142 166V170L143 171H141L140 170V173L138 174L137 173V175H136V172H139L138 170L134 173L135 174V176L136 177H140V178H144V177H148V178H150V177H154V178H156L157 180L159 179V180H162V177H164L165 179H166V181L167 180H169V178L171 177L170 176V174H169V170H163V172H162V174L160 173V175L161 176H159V172H157L156 171V169L153 167L154 165L153 164H151L152 162L149 160L148 161V159H149V157L147 156V158H146V155L147 154H149V153H145V152H143V150H144V146L146 145L145 144V142H144V140H142L143 138H141L140 136H141V131L142 130H144V131H146V132H142L144 135L145 134H149V133H155V134H153V138H158L159 136H160V134H161V132H160V128L158 127V126H155V128H149L150 126L151 127H153V125L151 124V122H150V119L148 120V122H149V125H147L146 123H145ZM173 121V122H172ZM190 121H193L192 122V124L190 125ZM23 122V123H22ZM27 122V123H26ZM45 122V123H44ZM49 122H51V124L49 123ZM54 122V123H53ZM76 122H77V124H76ZM134 122V121H133ZM147 122V121H146ZM147 122V123H148ZM189 122V123H188ZM3 123H8L7 125L6 124H3ZM25 123H26V125H25ZM33 123V124H32ZM38 123V124H37ZM115 123V122H114ZM185 123H186V126H185ZM16 124V125H15ZM40 124H42V125H40ZM46 126H45V125ZM145 125L144 127H142L143 125ZM189 124V125H188ZM75 125V126H74ZM134 125H135V127H134ZM176 125V124H175ZM194 125H195V127H194ZM14 126V127H13ZM47 126H50V127H48V128H46ZM140 127V129L138 130L136 127ZM253 126H255V127H253ZM15 127H16V129H15ZM23 127V128H22ZM41 127V129H38V128H40ZM147 127V128H146ZM179 127V128H178ZM190 129H189V128ZM19 128H21V129H19ZM37 128V129H36ZM46 128V131L44 130ZM174 128V127H173ZM176 128V127H175ZM174 128V130H176L177 131V129H175ZM188 128V129H187ZM15 129V130H14ZM22 129H27V131L26 132H29L28 133V135L26 134V132H25V130H23L24 131V133H23V131H22ZM32 129V130H31ZM48 129V130H47ZM131 129H133V130H131ZM224 129V131L223 132H220V131H222ZM229 129V130H228ZM253 129V130H254ZM19 130H21V132L19 131ZM77 130H79V131H81V133H79V131H77ZM134 130H136V131H134ZM156 130V131H155ZM159 130V131H158ZM184 131L183 133H182V131ZM187 130H189V132H187ZM17 132V133H15V132ZM48 131H50L49 133H47ZM155 131V132H154ZM192 131V132H191ZM214 131H215V133H214ZM226 131V132H225ZM20 132V133H19ZM36 133L37 135H36V138H35V135H33L34 137H33V140H32V134L31 133ZM40 132H42V133H40ZM136 132H138V134H135ZM173 132H175V131H173ZM179 132H181V133H179ZM195 132V133H196ZM220 132V134L221 133H224L225 132V137H223V138H218L217 136H218V133ZM229 132V133H228ZM14 135H13V134ZM77 133V134H76ZM128 133V134H129ZM188 133H191L190 134V137L188 136L189 134ZM194 133V134H195ZM56 135V136H54V135ZM58 134V135H57ZM130 134V135H131ZM188 134V135H187ZM205 134H207V136L205 135ZM217 134V135H216ZM30 135V136H29ZM154 135H155V137H154ZM192 135V136H191ZM212 135H214V137H213V139H212ZM17 136V137H16ZM20 136H21V138H20ZM47 136V137H46ZM158 136V137H157ZM204 136V137H203ZM19 137V138H18ZM65 137H66V139H65ZM195 137H198L197 135L195 136ZM202 137V138H201ZM17 138V139H16ZM26 138V139H25ZM30 138V139H29ZM44 139V141L42 140V139ZM45 138H46V140L47 141H45ZM61 138H63L64 139V141H62L63 139H61ZM82 138V139H81ZM205 138V139H204ZM218 140V141H216V139ZM40 139L44 142H41L40 141ZM53 139V140H52ZM70 139V140H69ZM72 139V140H71ZM198 139V140H197ZM52 142H51V141ZM142 140V141H141ZM214 141H215V143H214ZM227 141V142H226ZM53 142H55V145L54 144H52ZM140 142H141V145H139L140 144ZM48 145H50V147L49 146H47L46 147V145L47 144ZM70 143V144H69ZM44 144H46V145H44ZM57 144V145H56ZM63 144V145H62ZM68 144V145H67ZM45 147H44V146ZM139 145V146H138ZM142 148H141V147ZM47 148H49V149H47ZM116 149L117 151V153L115 152V150H113V149ZM129 148V149H128ZM15 149V150H14ZM28 149H30V152H32L31 153V158H30V153H29V150ZM32 149V150H31ZM61 149V148H60ZM143 149V150H142ZM26 150H27V152H26ZM34 150V151H33ZM113 150V151H112ZM126 150V151H125ZM128 150V151H127ZM25 151V152H24ZM49 151V152H48ZM121 151H125V152H121ZM129 151H131V152H129ZM137 151H142L141 153L140 152H137ZM14 153V156H13V153ZM16 152V153H15ZM114 152V153H113ZM119 152H121V153H123L121 156H120V153ZM12 153V154H11ZM26 153H28L29 154V157H28V154H26ZM124 153H125V155H124ZM129 153V154H128ZM11 154V155H10ZM71 154H73V155H71ZM84 154V155H85ZM128 154V155H127ZM22 155V156H21ZM23 155L24 156H26V158L25 157H23ZM79 155V156H78ZM132 155V156H131ZM142 155V156H141ZM15 157V158H13V161H12V164H10L9 166L8 165H5L6 163H7V160L9 161L10 159H11V157ZM72 156V157H71ZM79 158H78V157ZM122 156H124L123 158L125 159V157H126V159H125V162H124V160H122L123 158H122ZM135 156H137L136 158H135ZM156 157L157 156H159V158H161V159H163L162 157H160V155H159V153H158V155H155ZM76 157H77V159H76ZM128 157H130V159L128 158ZM134 157V158H133ZM140 157V158H139ZM146 159H145V158ZM113 158V159H112ZM25 159V160H24ZM118 159V160H119ZM5 160V161H4ZM72 160V161H71ZM84 162H83V161ZM147 160V161H146ZM157 160H158V162L160 163V165H161V167H163L162 166V164L163 165H165V162H163L162 163V161H164V159L163 160H161V161H159L160 159H158V157H157ZM242 160H244V157H240V161H242ZM30 163H29V162ZM31 161H34V162H31ZM81 161L83 162V163H81ZM79 164H80V166H79ZM3 167H2V166ZM12 165L14 166L13 167V169L11 168L12 167ZM38 165V166H37ZM90 165V166H91ZM166 165H167V163H166ZM20 166V167H19ZM41 166V167H40ZM42 166H43V169H41L42 168ZM49 166V167H48ZM75 166H77V168L75 167ZM38 167V168H37ZM78 167L79 168H81V169H79V170H81V171H79V175H80V177H79V175L76 173L77 171H78ZM164 167H166V166H164ZM2 168V169H1ZM8 170H7V169ZM41 169V171H40V173H41V176H39L37 179H35V183H36V181L37 182H39L40 183V188H39V186H37V188H34V186H33V182L30 184L29 182V185L30 186H33V187H28L29 185L27 184V182H26V180L23 178V176H25V175H27L26 173H28V174H30V173H33V172H35V170H38V169ZM85 168V169H84ZM87 168V169H86ZM91 168H93V167H91ZM151 168V169H150ZM153 168V169H152ZM9 169H10V172H9ZM64 169H66V170H64ZM90 169V168H89ZM150 169V170H149ZM253 167H252V170H251V168H249L248 170H246V171H244V174H247V175H245V177L244 176H242L241 174L243 173V171L242 170H244V169H242L241 170V174H240V178H241V176H242V180L244 179V178H246V177H248L249 176V178L247 179L246 178V180L247 181H245V180H243L242 181V186L243 187H241V189L243 190V191H246V192H249V193H252L253 195H255V196H257V198H259L260 199V201H255V200H249L247 197H243V196H241L239 193H235L234 194V196H235V200L237 201H239L238 203H236V201H234L233 202V204H232V206L233 207H236L235 209H234V212L236 213H234V215H233V219H232V226L234 227V228H238V227H242V228H244V229H250V228H254V227H256V229L257 230H263L264 229V209H262V208H264L263 207V205H260L259 204V202H264V189H262L261 191H259L257 188H259V189H261V188H263V186L260 188L258 185L256 186H250V185H252L251 184V182H250V178L252 177V175H254V176H256V177H258L257 176V173H254L253 174ZM5 170V172H3ZM6 170H7V172H6ZM184 170H185V173H184ZM182 169V173H183V175H186L187 174V170L186 169ZM249 170H250V172H249ZM255 170H256V167H255ZM61 171H63L62 173H61ZM64 171H66L67 173L65 174V172ZM76 171V172H75ZM86 171V172H85ZM106 171V170H105ZM104 171V172H105ZM147 173H146V172ZM154 171V172H153ZM3 172V173H2ZM54 172V173H53ZM56 172V173H55ZM157 172V173H156ZM161 172V171H160ZM12 173V174H11ZM83 173H84V176H83V179H80V178H82V175H83ZM91 173V174H90ZM146 173V174H145ZM168 175L169 174V176H167L166 174ZM82 174V175H81ZM154 174H158V176H159V178L157 177V176H155ZM165 174V175H164ZM251 176H250V175ZM14 175V176H13ZM143 177H142V176ZM146 175V176H145ZM181 176V177H180ZM254 176H253V178H254ZM86 177V178H85ZM52 178V179H51ZM59 178H61V180H62V184L59 186V185H57L56 186V184L54 183V182H56L57 181V179H59ZM88 178V179H87ZM163 178V179H164ZM176 178H179V179H177V181H176V184H175V190L176 191H178V192H181V193H184L185 191H188V190H190V186H189V184L187 183V182H185L182 178V175L180 174V175H177L176 176ZM23 179V180H22ZM56 179V180H55ZM67 180V182H66V180ZM165 179L163 180L164 182H165ZM25 180V181H24ZM50 180V181H49ZM91 180V181H90ZM129 180H131V178L129 179ZM183 180V181H182ZM5 181H6V183H5ZM65 181V182H64ZM121 181H123V180H120L119 181V183H121V184H125L126 183V181H123V182H121ZM179 181H180V185H178L179 184ZM15 182V183H14ZM24 182V183H23ZM25 182H26V184H25ZM246 182V183H245ZM10 183H12V185L13 184H15V185H13V186H15V187H17V189L15 188V191H14V189H10ZM38 183V184H39ZM128 183V182H127ZM183 183V184H182ZM184 183H186V185L188 186H186ZM254 183H257V182H254ZM4 184V185H3ZM42 184V185H41ZM55 184V185H54ZM91 184H93V185H91ZM250 184V185H249ZM27 185V186H26ZM72 185V186H71ZM74 185V186H73ZM176 185H178V186H176ZM2 186H3V188H2ZM233 186H235V184H233ZM83 187V188H82ZM253 187H257L255 190H254V188ZM26 188L28 189V188H34L33 189V191L30 189V194H29V190H26ZM92 188V189H91ZM246 188L247 189H251L252 191H250V190H246ZM20 189V190H19ZM5 190H7V192L5 191ZM94 190V192H92ZM257 190V191H256ZM14 191V192H13ZM259 191V193L260 194H258L257 192ZM6 192V193H5ZM19 192H21V193H19ZM23 192V193H22ZM96 192V193H95ZM139 192H137V193H139ZM229 192L230 193H234V190H233V187H230L229 188ZM257 194H256V193ZM12 193V194H11ZM90 193H92V195L90 194ZM32 194V196H30ZM10 195V196H9ZM28 195L30 196V197H33V198H31L30 199V197H28ZM133 195V194H132ZM237 195H239V196H237ZM3 196V197H2ZM36 196V197H35ZM12 197V198H11ZM42 197V198H41ZM245 198V199H243V200H241L242 198ZM15 198V199H14ZM35 198V199H34ZM38 198V199H37ZM40 198V199H39ZM141 198V199H140ZM149 198V199H148ZM34 201H33V200ZM37 199V200H36ZM136 199V200H135ZM140 199V200H139ZM16 200H17V202H16ZM28 200V201H27ZM35 200H36V202H35ZM40 200V201H39ZM19 201V202H18ZM31 201V202H30ZM245 201V202H244ZM129 202H131V203H129ZM169 202V201H168ZM28 204V206H26L27 204ZM36 203V204H35ZM38 203H40V204H38ZM43 205H42V204ZM126 203V204H125ZM19 204V205H18ZM229 204V205H228ZM228 204H227V202H225L224 204H223V207H225V208H228V207H231V204H230V202H228ZM253 204L255 205V204H259L258 206H253ZM36 205V207H34ZM125 205V206H124ZM127 205H128V207H127ZM249 205H250V207H249ZM252 205V206H251ZM20 206H21V208H20ZM30 206V207H29ZM168 206H171V204H168ZM210 206V205H209ZM248 206V207H247ZM40 207V208H39ZM43 210H42V209ZM116 208H120V210H121V212H118V210L116 209ZM238 209V210H237ZM239 209H241V210H239ZM3 210V211H2ZM119 210V211H120ZM182 209H180L179 210V215H177L176 213H175V217H174V220H178V219H180V220H184V213L185 212H181L180 213V211H181ZM111 211V212H110ZM118 213H117V212ZM128 212V211H127ZM44 213H46L45 215H44ZM75 213V214H74ZM243 213V214H242ZM122 214V213H121ZM129 214L130 213H128V217L127 218H130L129 217ZM75 215L77 216V217H75ZM174 215V214H173ZM250 215V216H249ZM38 216V217H37ZM104 216V217H103ZM122 216V215H121ZM182 216H184V217H182ZM249 216V218H247V217ZM12 217H14V218H12ZM54 217H55V219H54ZM66 218L65 220H63V224L62 223H60L59 224V222H58V218H60V220H61V218ZM173 217V216H172ZM171 217V218H172ZM24 218V219H23ZM40 218H41V220H40ZM76 218H77V221H75L76 220ZM115 218V219H114ZM122 218V217H121ZM3 219V220H2ZM44 219H46V220H44ZM92 219V218H91ZM117 219V221H119ZM59 220V221H60ZM110 220V221H109ZM245 220V222H243V221ZM196 221V220H195ZM234 221V222H233ZM12 222H13V224H14V226H13V224H12ZM72 223V224H71ZM235 223V224H234ZM244 223H245V225H244ZM7 224V225H6ZM35 224H36V226H35ZM62 227L61 228V230H63V231H66V230H68V228H69V230L71 231V233H73L72 231L74 230V233L76 232V234L78 235H76V234H74L73 233V235L75 236V239H76V241L77 242H69L68 241V239H67V237H64V238H62V240H61V238L59 239L58 237H53V236H51V237H53L52 239L53 240H51V237H49V235L47 234V232H51V233H53V235L55 236V234H57V233H60V226ZM71 224V225H70ZM131 224V223H130ZM133 224V223H132ZM171 224V225H170ZM12 225V226H11ZM17 227H16V226ZM74 225V226H73ZM99 225V227H96V226H98ZM64 226V227H63ZM101 226V227H100ZM172 222L171 223H169V227L170 228H168V229H171L172 228ZM12 227V228H11ZM19 227V228H18ZM24 227V228H23ZM28 227H30L29 229L30 230H32V233L34 232V231H36V229L35 228H37V230H39L41 233L43 232V233H45V234H47V235H44V234H42L41 236L42 237H44V236H46V238H41V236L39 237L38 236V238H34V240L33 239H31L30 240V238H27V239H25L26 237L25 236H27V234H29L28 233V231L26 230V229H28ZM74 227H75V229H74ZM94 227V228H93ZM95 227H96V229H95ZM134 227H137L136 225H134ZM133 227V228H134ZM9 228H11L12 230L10 231H5V229L6 230H8ZM21 228H23V231H22V229ZM55 228H57V229H55ZM98 228H100V229H98ZM131 229H132V227H130ZM44 229V230H43ZM96 231V233H94L95 231ZM124 229L125 228H123V231H124ZM129 229V228H127L125 231L127 232V233H130V234H125L124 232H122V234H124L125 236H127V243H128V248L129 249H134L135 248V246H137V245H139V244H141V243H143V242H145V243H143V244H146V242H147V245L150 247V248H154V247H157L158 248V250L162 247V242L163 241H166V238H168L169 240L167 241L168 242V244H167V246H166V248L168 247V250H167V254H165V256L164 257H162V258H160V259H155V260H157V262H151L150 264H191L190 263V261L187 259V257L188 256H186L185 254L187 253V249L188 248H185V246H183L184 248H181L182 246H181V244H179V245H173V243L177 240V237H174V236H171L170 234H168L167 236L165 235V236H161V235H158V234H151V232L150 231H148L147 233H144V229H140L139 230V228H134V229ZM30 230H29V232H30ZM47 230V231H46ZM77 230H80V231H77ZM130 232H129V231ZM17 231V232H16ZM27 232V234H25L26 232ZM39 231H37V232H39ZM54 231V232H53ZM92 231V232H91ZM135 231V232H134ZM1 232H3V233H1ZM10 232V233H9ZM15 232V233H14ZM86 232V237L84 238V236H85V234H83V233H85ZM89 232H90V234H89ZM140 232H142V233H144V234H141ZM146 232V231H145ZM264 232V231H263ZM9 233V234H8ZM18 233V234H17ZM20 233V234H19ZM97 234V235H99V237L97 236V235H94V234ZM106 233V236L107 237H109V238H107V237H104L105 234ZM140 233V234H139ZM2 234H4V236H5V234H7L6 236H7V238H6V240H4L3 239V236H2ZM13 235L14 234V236H13V238L15 239L16 238V240H14L13 238H12V236L10 237V235ZM15 234H17V236L15 235ZM22 234H24L25 236H22ZM92 237L93 235V237L95 238L96 237V240H94V239H90L91 237H88L87 238V236H89V235ZM131 234H132V236H133V238H132V236H131ZM136 234V235H135ZM140 236V237H136V236H138V235ZM19 235H20V237L22 236V238L24 239V241H21V244H20V242H19V240H21L20 239V237H19ZM30 235V234H29ZM28 235V236H29ZM50 235H52V234H50ZM80 235V236H79ZM102 235H104L103 237H102ZM128 235H130L129 237H128ZM135 235V236H134ZM152 235H153V237H152ZM156 235H158L157 237H156ZM10 238H9V237ZM27 236V237H28ZM155 236V237H154ZM161 236V237H160ZM48 237V238H47ZM81 237V238H80ZM98 237V238H97ZM152 237V238H151ZM170 237V238H169ZM17 238H18V241H17ZM41 238V239H40ZM55 238H57V239H55ZM66 238V239H65ZM84 238V239H83ZM86 238H87V240H86ZM101 238H105V241L104 240H102ZM110 238H111V240H112V242H110L111 240H110ZM130 238V239H129ZM134 238H136V239H134ZM138 238H140V239H138ZM130 240V242H129V240ZM132 239V240H131ZM9 240H11V241H9ZM79 240L81 241V240H83L82 242H79ZM95 241V243H94V241ZM109 240V242L111 243L110 245H109V242H107L108 244H105L104 245V242L106 243V241H108ZM141 240V241H140ZM7 243H5V242ZM69 244H67L66 242ZM85 241H87V242H85ZM92 243H90V242ZM93 241V242H92ZM104 241V242H103ZM261 241L262 242H264V237L261 239ZM14 242V243H13ZM16 242H19V243H17L16 244ZM24 242V243H23ZM35 242H37V243H35ZM65 242V244H64V246H63V243ZM138 242V243H137ZM11 243V244H10ZM72 243V244H71ZM76 243H80V244H76ZM83 243V244H82ZM85 243V244H84ZM86 243H87V245H86ZM88 243H90V244H88ZM117 243V242H116ZM9 244V245H8ZM18 244H19V246L21 247H19L18 246ZM67 244V245H66ZM75 244V245H74ZM117 244H120V243H117ZM213 244H214V246H213ZM211 246H209V245H206L205 247V250H206V252H207V250H208V252H207V255L208 256H210L209 257V259L210 260H214L215 261V259H216V262H218V261H220V262H218V264H221V261L224 259V260H228V262L230 263V264H241V260L242 259H246L247 261H249V264H255V263H262L263 261H264V257L263 256H256V258H254V259H250L253 255H255L256 254V250L255 249H251V248H253L254 246V248H256V245H255V241L254 240H250L248 243H246V244H242V245H236V246H234V247H232L231 249H228V248H220V247H218L215 243H213ZM77 245H78V247L80 248V246H81V250H77L78 248H77ZM82 245H84V246H82ZM91 245V247H89ZM94 245V246H93ZM116 245V244H115ZM170 245V246H169ZM6 246H8V247H6ZM60 246V247H59ZM66 246V247H65ZM114 246V247H113ZM120 246V249H123V247H122V244H120L119 245ZM181 246V247H180ZM13 247V248H12ZM19 247V250L17 249ZM38 247V248H37ZM58 247V248H57ZM76 247V248H75ZM93 247H95L94 249H93ZM102 248V250H104L105 251V248H106V252H102V250H101V248ZM177 247V248H176ZM179 247V248H178ZM6 248V249H5ZM7 248H8V250L10 251V253H12V252H14V253H12L11 255H10V253L8 252V250H7ZM11 248H12V250H11ZM14 248H16V249H14ZM54 248V249H53ZM57 248V249H56ZM64 248V249H63ZM108 248H110V250L108 249ZM172 248L174 249V250H172ZM5 249V250H4ZM42 249V250H41ZM107 249H108V251H107ZM176 249V250H175ZM17 250V251H16ZM44 250V251H43ZM54 250V251H53ZM58 250V251H57ZM77 250V251H76ZM94 250V255L95 254H97V255H92V251ZM3 251H5V252H3ZM12 251V252H11ZM19 251V252H18ZM21 251V252H20ZM23 251V252H22ZM50 251H51V253H50ZM76 251V252H75ZM100 251V252H99ZM225 251V252H224ZM9 254H8V253ZM19 253V254H17V253ZM33 252V253H32ZM67 252V254H65V253ZM75 252V253H74ZM6 253H7V255H6ZM189 253V252H188ZM233 253V254H232ZM22 255V257H21V255ZM30 254V255H29ZM100 254V255H99ZM3 255H6L5 257L2 256ZM107 256V258H106V256ZM12 256V257H11ZM28 256H29V260H28ZM53 256V257H52ZM73 256V257H74ZM181 256V257H180ZM182 256L184 257V258H182ZM6 257H8L9 259H7ZM24 257V259H22ZM58 257V258H59ZM69 257V256H68ZM83 257V256H82ZM180 257V258H179ZM6 258V259H5ZM25 258L28 260V261H25ZM55 258V257H54ZM108 258H110V259H108ZM112 258V259H111ZM175 259V260H174ZM220 259V260H219ZM6 260L9 262V263H7L6 262ZM218 260V261H217ZM16 261V262H15ZM26 263H25V262ZM74 261H75V259H74ZM113 261V262H112ZM160 261V262H159ZM205 261V258H203L202 259V261L201 262H199V264H204L203 262ZM235 261V262H234ZM42 262H44V263H42ZM109 262V263H108ZM110 262H112V263H110ZM170 262H172V263H170ZM196 264V263H195Z\"/></svg>",
  "mask_w": 264,
  "mask_h": 264
}]
</instances>
